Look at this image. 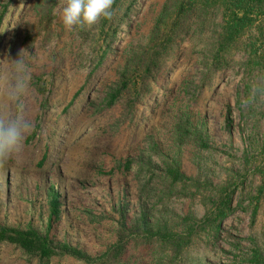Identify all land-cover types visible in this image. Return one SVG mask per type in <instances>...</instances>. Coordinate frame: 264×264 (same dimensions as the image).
<instances>
[{
    "label": "rangeland",
    "instance_id": "rangeland-1",
    "mask_svg": "<svg viewBox=\"0 0 264 264\" xmlns=\"http://www.w3.org/2000/svg\"><path fill=\"white\" fill-rule=\"evenodd\" d=\"M37 1L0 0V19L4 7L9 5L5 19L0 20V115H21L32 124L21 151L0 162V222L16 225L37 220L43 211L35 208L34 203L39 206L41 202L42 206L47 204L48 209L47 187L43 198L38 192L40 178L35 166L40 159L39 147L48 143L56 127L54 121L60 119L61 113L79 92L85 97L75 102L71 115L63 119L60 122L63 125L55 131L59 138L46 168L49 175L42 184H55L58 191L66 195L71 208L55 232L58 240L72 242L93 258L103 256L110 244L116 242L118 209L123 193L127 198L128 212L132 216L138 215L141 188L150 176L149 170L163 178L165 162H178L186 176H201L209 188L219 187L230 178L234 182H244V189H239L236 194L235 204L243 201L244 206L248 205L250 196L261 185V177L256 173L257 161L254 159L247 165L246 155L254 157L261 144L264 118H244L238 92L244 90L245 80H248L255 112H264L263 74L245 75L244 70L238 68L229 70L216 78L212 90H202L207 75L202 62H211L217 34L212 31L203 38L192 39L190 36L162 78L154 101L142 110L140 127L132 130L131 114L124 108L126 98L118 102L120 107L117 110L103 114L100 111L109 88L121 85V73L130 54L134 50L141 53L156 37L162 38L169 31L171 19L161 25L157 35L153 33L167 0L138 2L130 25L119 34L90 83L89 73L98 66L110 42L103 29L105 19L91 27L66 29L61 19L65 0H52L54 33L46 45L45 32L40 29L43 25L41 16L35 10ZM178 1L172 3V19ZM216 22L222 25L221 15ZM21 54L27 63L30 80L21 106L17 108L9 102L7 93L12 82V60ZM237 59H244V55L238 54ZM43 86L47 88L45 96L39 95L37 89ZM128 94L126 92L124 97ZM166 100L168 104L164 105ZM229 107L231 116L228 115ZM181 117L190 118L195 126L204 130L211 146L209 151H202L194 144L178 147L173 130L176 120ZM34 132V139L29 142ZM151 138L159 142V153L151 151ZM108 149L110 152L115 150L119 159L135 161L127 179L122 175L104 181L92 179L93 172L103 164ZM51 172H55L58 178L52 177ZM161 180L157 179L154 185L158 186ZM125 185L127 190H123ZM154 193L159 194L157 187ZM194 193L195 190L191 194ZM209 195V191H203L196 199L173 198L168 204L169 212L202 219L211 207L203 205L202 198H209ZM157 198L153 196L149 205L154 208L155 216L162 208ZM223 231L214 251L204 249L203 243L191 250L189 264H233L236 255L243 256L249 247L247 239L253 234L250 213L238 211L225 222ZM254 234L261 238L264 235V212ZM230 235L242 240L241 252L234 251L232 244L235 240L229 238ZM153 260V246L131 245L124 261L127 264H153ZM0 264L37 263L12 246L1 245ZM52 264L87 263L65 255L56 257Z\"/></svg>",
    "mask_w": 264,
    "mask_h": 264
},
{
    "label": "trees",
    "instance_id": "trees-1",
    "mask_svg": "<svg viewBox=\"0 0 264 264\" xmlns=\"http://www.w3.org/2000/svg\"><path fill=\"white\" fill-rule=\"evenodd\" d=\"M139 1L114 0V15L110 20L105 19L103 22L105 35L110 39V42L106 46L98 66L89 73V83L93 74L102 66L103 60L117 41L119 34L124 27L130 25L131 15L135 13ZM173 1L167 0L153 29L154 35L155 33L157 35L161 30V25L171 19L169 31L162 38L154 36L155 39L151 41L147 49L141 52V47L139 48L141 53L134 50L130 54L121 73V85L109 88L102 104L100 113L103 114L117 110L120 107L118 102L126 98L124 108L131 114L132 130H137L140 127L139 117L142 110L148 103L154 101L162 78L167 74L171 64L178 56V51L182 49L190 36L195 39V37H207V34L212 31L213 34H217L211 52V62H202V65L207 69L202 90H212L218 76L237 68L239 71L244 70L245 75L255 72L264 75V0H179L172 19ZM8 6L4 7L1 22L6 17ZM35 10L41 16L43 25L40 29L45 32V44L47 45L51 42L54 33V2L38 0ZM219 15L222 16V25L216 22ZM238 54H243L244 59L238 60ZM37 89L39 95L47 94L45 86L37 87ZM241 91L242 89L238 92V103L243 117L250 120H256L260 116L264 118V112H255L248 80H245L244 90ZM126 92L129 94L124 97ZM82 93L79 92L73 97L61 113L60 119L54 121L56 127L53 128L54 132L48 143L44 147H39L40 159L35 166L36 175L40 178L37 182L38 192L43 198L44 189L47 187L48 209L47 204L43 203L44 206H42L41 202L39 206L34 203L35 208L38 207L43 211L37 220L25 221L16 225L0 222V246H12L37 264H52L56 257L65 255L85 261L87 264H127L124 260L131 245L136 247L151 245L154 247L153 264H189L188 254L191 250H196L198 245L203 243L204 249L214 251L223 237L225 222L234 217L238 211H242L250 213L253 234L247 239L248 250L244 255L242 254L243 256L236 255L233 264H264V235L261 238L254 234L259 217L264 212V135L254 157L246 155L247 165H250L254 159L257 161L256 173L261 177V185L255 194L250 196L247 206H244L245 202L243 201L235 204L238 190L244 189V182L241 180V182H234L235 180L230 178L219 187L209 188L208 183L203 182L201 176H186L178 162H165L163 163V178L149 170L150 176L141 188L140 213L138 215L132 216L128 212L127 198L125 192L123 193L118 209L116 242L110 244L103 256L93 258L86 251L73 246L72 242L58 240L55 232L59 230L71 208L66 200V195L61 194L55 184L52 185L49 182L44 186L42 184L49 175L46 168L52 160L55 142L59 138L55 131L63 125L60 122L71 115L75 102L77 103L81 97H85ZM166 104H168V100L164 105ZM231 111L232 109L229 107V116H231ZM173 131L174 141L179 148L194 144L202 151L211 149L204 130L195 126L190 118H178ZM35 135L36 132L29 137V142L34 139ZM151 139V151L159 153V142L154 138ZM107 151L103 164L93 172L92 179L104 181L117 175H122L124 179H127L135 161L129 158L119 159L115 150L110 152L108 149ZM50 175L58 178L55 172H51ZM157 179L162 180L158 186H155L154 183ZM156 187L159 194L154 193ZM124 189L127 190V185L124 186ZM193 190L195 193L191 194ZM203 191H209L210 195L209 198L203 196L202 203L211 207L202 219L190 214L181 217L169 212L168 204L173 198L192 197V199H196L197 195ZM153 196L159 198V205L162 206L161 210L157 211V216L154 214V208L149 206ZM90 214L93 216L92 213ZM32 217L35 218V216ZM229 238L235 240L232 244L234 251L241 252L242 240L232 235Z\"/></svg>",
    "mask_w": 264,
    "mask_h": 264
},
{
    "label": "clouds",
    "instance_id": "clouds-1",
    "mask_svg": "<svg viewBox=\"0 0 264 264\" xmlns=\"http://www.w3.org/2000/svg\"><path fill=\"white\" fill-rule=\"evenodd\" d=\"M113 5L114 0H65L61 12L63 26L69 30L83 29L95 25L102 18L110 20L114 15ZM12 61V82L7 98L10 103L20 108L30 77L22 54ZM31 127V121L21 115H0V162L21 151Z\"/></svg>",
    "mask_w": 264,
    "mask_h": 264
}]
</instances>
